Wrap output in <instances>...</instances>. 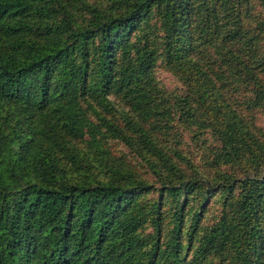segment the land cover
Returning <instances> with one entry per match:
<instances>
[{
  "label": "trees",
  "instance_id": "1",
  "mask_svg": "<svg viewBox=\"0 0 264 264\" xmlns=\"http://www.w3.org/2000/svg\"><path fill=\"white\" fill-rule=\"evenodd\" d=\"M0 264H264V0H0Z\"/></svg>",
  "mask_w": 264,
  "mask_h": 264
},
{
  "label": "rangeland",
  "instance_id": "2",
  "mask_svg": "<svg viewBox=\"0 0 264 264\" xmlns=\"http://www.w3.org/2000/svg\"><path fill=\"white\" fill-rule=\"evenodd\" d=\"M156 75H157V78L160 80L161 84L164 87H166V89L168 90H176L177 88L178 89L184 88L183 84L179 83L180 81L177 79V77L174 76L170 71L166 70L163 67V65L158 64L156 66ZM110 144H111V153L114 157L120 156V154L130 153L129 149L124 144L118 141L110 142ZM198 154L201 155L202 150Z\"/></svg>",
  "mask_w": 264,
  "mask_h": 264
}]
</instances>
